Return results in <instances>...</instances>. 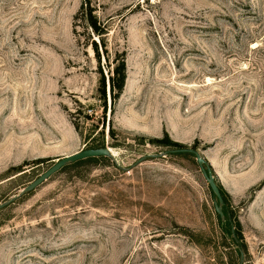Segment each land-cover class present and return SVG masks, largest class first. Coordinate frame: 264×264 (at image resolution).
Instances as JSON below:
<instances>
[{"label":"rangeland","instance_id":"374dc122","mask_svg":"<svg viewBox=\"0 0 264 264\" xmlns=\"http://www.w3.org/2000/svg\"><path fill=\"white\" fill-rule=\"evenodd\" d=\"M82 1L0 0V203L60 156L116 158L68 164L1 209L0 264H264V0H90L126 53L105 111ZM165 133L211 167L234 245L192 155L132 166L174 148Z\"/></svg>","mask_w":264,"mask_h":264},{"label":"trees","instance_id":"16d2710c","mask_svg":"<svg viewBox=\"0 0 264 264\" xmlns=\"http://www.w3.org/2000/svg\"><path fill=\"white\" fill-rule=\"evenodd\" d=\"M76 24L82 26L83 29L81 32L84 34V39H86V45L90 46L93 52V56L97 61V66L100 72V76L98 80L99 81L98 91H99V98L102 100V109L103 111H105L106 109V81H107V91H108V97L110 99V105L111 107L114 108V104L121 95L126 80L125 49H119L118 47L115 46L112 48L108 45L107 43L108 42L107 35L109 29L108 21H103L98 17V15L96 14V5L91 3L90 0H83L80 3L79 9L77 13L74 15V25ZM77 34L80 35L81 33L78 31ZM101 60H103V62L107 64V66H111V69H109L108 71L109 74L107 75V77L106 75L104 76V74L101 71V64H100ZM155 140L159 144H164L174 147L184 146L183 144L170 139L167 133H165L162 138ZM192 147L194 148L195 146ZM97 158H106V157L103 156L88 157L85 159L78 160L76 162L90 161ZM44 160L46 159L37 158L32 160V162L38 163ZM26 164H28L27 161H25L21 165L15 166L14 169H16L19 172L22 170V167ZM218 188L222 196L221 188L219 186ZM223 212L225 216V221L224 222L220 221L218 217L215 215L216 221L219 227L223 230L225 238L230 241L231 245H234L233 242L235 240L232 238L231 224L229 221L230 213L228 209L224 206H223Z\"/></svg>","mask_w":264,"mask_h":264},{"label":"water","instance_id":"95a60500","mask_svg":"<svg viewBox=\"0 0 264 264\" xmlns=\"http://www.w3.org/2000/svg\"><path fill=\"white\" fill-rule=\"evenodd\" d=\"M167 153L192 154V156L195 159V162L199 167V170L201 171V175L210 191V197H211L214 213L220 221L224 222L225 216L223 212V198L221 196L217 183L215 182L211 167L208 165L205 158L201 155V153L197 149L190 146H182V147L169 148L158 153L143 154L134 163H132V166L140 163L141 161L147 158L163 157ZM101 156L108 157L110 159H115V155L112 153V151L109 149L108 146L83 148L73 153L56 158L50 164V166H48L44 171H42L40 175H38L35 179L29 182L16 195H13L4 202L0 203V210L5 208L9 204L14 203L21 196L33 191L35 188H37L39 185H41L43 182L49 179L52 175H54L55 172L59 171L64 166L88 157H101ZM231 233H232V238L235 240V234L232 226H231ZM238 264H244V255L241 251L239 252Z\"/></svg>","mask_w":264,"mask_h":264},{"label":"bare ground","instance_id":"6f19581e","mask_svg":"<svg viewBox=\"0 0 264 264\" xmlns=\"http://www.w3.org/2000/svg\"><path fill=\"white\" fill-rule=\"evenodd\" d=\"M109 149L112 151V153L114 154V155H116L117 153V151L115 150V149H113V148H111V147H109ZM116 158V157H115Z\"/></svg>","mask_w":264,"mask_h":264}]
</instances>
